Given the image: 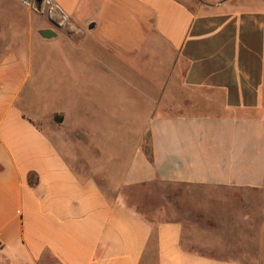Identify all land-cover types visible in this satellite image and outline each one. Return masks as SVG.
<instances>
[{"label":"crops","instance_id":"1","mask_svg":"<svg viewBox=\"0 0 264 264\" xmlns=\"http://www.w3.org/2000/svg\"><path fill=\"white\" fill-rule=\"evenodd\" d=\"M46 2L47 18L0 0V264H264V0ZM92 23L120 51L168 53L166 82L134 84L148 110L122 137L104 129V92L123 88L109 63L57 67L53 43ZM154 183L190 194L147 217L122 190Z\"/></svg>","mask_w":264,"mask_h":264},{"label":"rangeland","instance_id":"2","mask_svg":"<svg viewBox=\"0 0 264 264\" xmlns=\"http://www.w3.org/2000/svg\"><path fill=\"white\" fill-rule=\"evenodd\" d=\"M21 0H18V2ZM189 6H193L196 0H183ZM32 4L30 7L34 12H42L47 18L48 12L50 11V6L46 2V0H41L38 2L36 0H32ZM113 12H105L103 17H99L97 12L91 11L88 13V18L93 19V21L102 19L105 21L106 26L111 23L112 19H114ZM11 15V9L6 6L0 10V18L9 19ZM127 18L125 12H123V16H119L116 19H120L117 23L123 21L122 19ZM115 21V20H114ZM154 40V37H153ZM75 43H69L66 41L53 43L56 47H53L54 52H56L57 57V67L63 69H79L81 66V62L86 58L85 55L88 54L89 61L94 63L96 66L105 65L106 63L110 65L111 70L110 74L113 76L114 82L120 83L123 85V88L114 92L113 102L108 101V94L111 92H104L103 101L101 103L102 107V115L105 122L104 129L106 132L109 131V127L112 124L114 129L118 128L120 137L127 134V131L131 132L132 122L127 118L132 119L133 114L135 112V108L144 107L148 110V105L143 101L141 94L135 90L134 84L141 83V86H145L146 89L152 90L158 89L162 82H166L168 80V76L165 75L164 69L162 68V64L168 63V53L167 51H163L160 45L155 42L152 43V46L149 48V45L146 47V51L144 53L131 54L130 52L120 51L115 42H104V38L102 36V24L99 29L88 32V35L85 38H77L74 40ZM103 42V43H102ZM119 42V41H118ZM121 43V42H120ZM54 46V45H52ZM125 48H130L129 46L123 45ZM106 47L110 50L108 53L106 52ZM129 51V50H128ZM61 53L62 55L58 54ZM67 54L69 59L65 58L63 54ZM142 54V56H140ZM144 54V56H143ZM87 59V58H86ZM112 67H119V69L114 68L115 71H122V74H119L113 70ZM124 67V68H123ZM123 68V69H122ZM106 76V74H105ZM75 78L80 79V76H71V81L67 80L66 82H71L73 86H84L81 85L83 82L80 80H76ZM74 79V80H73ZM169 82L173 83L174 80H170ZM138 85V84H137ZM81 89V88H80ZM84 91V89H83ZM156 94L152 92L153 98L155 101L159 100V92L156 91ZM167 95V94H165ZM114 112V120L113 122H109V112ZM119 115L118 119L116 115ZM173 113V109H166V115H171ZM136 133L139 134L141 129L136 128ZM105 132V134H106ZM107 138H104L105 147L106 143L108 144ZM145 147H149L148 138L145 139L144 143ZM117 179V172H113ZM112 173V174H113ZM112 177V176H111ZM110 177L107 172H104L103 179L101 180L104 186H107L111 190L112 183L108 180ZM122 194L126 197L128 204L136 207L141 213L145 214L147 217L151 212L154 205H157L158 202L162 199V196L166 197L167 194H171L174 198L175 196L182 195L181 197L188 196L189 190L183 187H169L160 183H154L150 185H145L138 188H128L123 189ZM178 197V198H181ZM157 202V203H156ZM156 203V204H155ZM151 215V213H150Z\"/></svg>","mask_w":264,"mask_h":264},{"label":"water","instance_id":"3","mask_svg":"<svg viewBox=\"0 0 264 264\" xmlns=\"http://www.w3.org/2000/svg\"><path fill=\"white\" fill-rule=\"evenodd\" d=\"M25 1H29V0H25ZM39 2H41V0H39ZM95 28V24L92 23L90 26H89V29L90 30H93ZM41 35L45 38H50L53 36V33L51 31H42L41 32Z\"/></svg>","mask_w":264,"mask_h":264},{"label":"built area","instance_id":"4","mask_svg":"<svg viewBox=\"0 0 264 264\" xmlns=\"http://www.w3.org/2000/svg\"><path fill=\"white\" fill-rule=\"evenodd\" d=\"M23 3H25L26 5H31V1H25V0H21Z\"/></svg>","mask_w":264,"mask_h":264}]
</instances>
